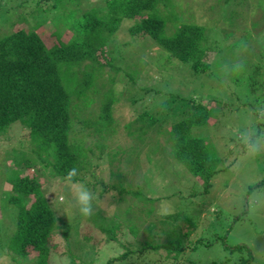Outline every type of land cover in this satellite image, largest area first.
Listing matches in <instances>:
<instances>
[{"label": "rangeland", "instance_id": "374dc122", "mask_svg": "<svg viewBox=\"0 0 264 264\" xmlns=\"http://www.w3.org/2000/svg\"><path fill=\"white\" fill-rule=\"evenodd\" d=\"M37 1L30 0L24 9L23 5L20 6L21 0H9L6 7L15 12L16 25L34 24L30 16L29 23L21 16H27L25 10L33 9ZM102 1L81 0L80 6L74 1L67 3L86 12ZM101 4L104 5L105 1ZM159 13L168 20V30L179 20L204 26L212 52L210 57H213L209 58L213 60L210 70L196 71L191 64L171 57L154 39L134 37L130 28L136 20L122 22L115 34V46L111 42L105 48V57L112 60V65L105 66L102 75L106 81L110 75H114L115 92L121 93L112 110L118 130L113 137L105 140L110 149L103 153L96 151L94 160L109 171L108 151H119L112 168L115 174L124 173L127 170L125 149L137 148L140 163H136V175L146 173V176H137L132 184L140 190H148L150 200L154 193L156 196L170 197L166 191L170 188L166 185L161 187L162 179L166 177L165 182L170 180L178 194L173 195L172 200H160L154 213V218L160 216L154 222L156 230L165 229L169 234L153 240L147 230L150 219L137 209L134 211L139 216L124 214L129 204L119 203L122 194L116 191L103 193L101 184L94 183L96 178L92 174L79 182L94 196V214L83 216L75 203L72 187L61 178L54 177L45 164H37L27 168L29 174L38 175L47 199L60 222H63L58 234L55 233L54 243L63 242L60 233L68 224L71 228L69 241H65L66 246L56 247L51 264H105L127 251L129 253L124 264H264V155L249 157L241 136L246 128L264 129V123L257 122L255 111L258 105L264 110V0H163L159 4ZM53 17L58 25L62 23V18L71 20L69 14ZM53 25L52 21L46 22L39 30L50 47L57 41ZM13 29L11 22L0 14V37ZM68 36L67 31L64 37ZM241 43L246 47L241 48ZM237 60L244 62V69L234 73L233 64ZM100 61L104 62L101 55ZM247 82L251 88L245 86ZM132 98L136 99L134 103ZM95 100V104L83 112L80 120H74L77 137L82 130L87 133L91 131L83 120L95 118L99 113L100 99L96 96ZM199 104L208 106L213 120L206 126L194 127L193 134L204 138L208 150L221 158L220 162H213L217 172L209 191L171 155L172 143L167 140L172 128L170 123L181 112L192 110ZM146 111L153 113L157 119L153 127L155 130L166 127L162 136L150 129L139 135L138 124L134 121ZM127 124L133 135L127 134ZM10 128L7 135L0 136V264H17L5 251L17 223V210L4 201L5 189L8 188L7 177L13 171V158L19 156L18 152L30 156L32 147L29 130L23 128L20 122L12 124ZM92 142V139H88L87 145ZM8 153L13 158H8ZM148 157L152 158L151 163ZM25 159L22 157L20 161ZM157 163L167 167L157 172L152 165ZM126 174L129 177V172ZM94 175L100 179V173ZM145 182H149L151 188ZM149 202L145 201L146 205ZM152 203L148 206L154 208ZM162 204L170 209L171 214H158ZM180 214L191 216L199 225L190 236V244L196 249L189 247L187 253L175 256L176 262L162 259L161 252L150 249L143 251L147 243H162L175 236L173 230L183 229L182 220L174 219ZM111 219L115 221L112 224ZM116 222L122 225L115 233L113 227ZM103 228L114 231V237L107 235Z\"/></svg>", "mask_w": 264, "mask_h": 264}, {"label": "trees", "instance_id": "16d2710c", "mask_svg": "<svg viewBox=\"0 0 264 264\" xmlns=\"http://www.w3.org/2000/svg\"><path fill=\"white\" fill-rule=\"evenodd\" d=\"M29 1L21 0L20 6L23 5L22 8L26 9ZM71 1L77 6L81 5V0H38L33 9L25 10L27 16H21L27 23L30 21L28 17L32 18L34 24L27 26L16 25L18 23L14 19L15 12L6 7L9 0H0L2 18L6 17L14 26L12 32L0 37V136L7 135L11 125L20 122L23 128L29 130L32 145L30 156L18 152L19 156L14 159L11 154H7L8 158H13L14 167L12 174L7 177L8 188L5 189L4 201L17 210V223L12 229L8 241L10 245L5 251L9 252V258L14 259L17 264H51L56 247L66 246L65 241H69L70 237L71 228L68 224L63 233H60L63 242L54 243L55 233L63 222H60L47 199L38 175L31 176L27 169L42 163L50 169L54 177L62 180L72 168L77 169V182H82L92 174L96 178L94 183L101 184L103 193L122 194L119 203L129 204L123 211L124 214L127 212L131 213L132 217L139 216L137 211H134L137 209L150 219L147 230L153 240L169 234L165 229L156 230L154 223L160 218H154L159 201L163 198L172 200L173 195L178 194L169 179L167 182L166 177L162 179L161 187H169L166 191L171 196L165 198L166 195L156 196L154 193L150 200L147 197L148 190H140L132 184L137 176L146 174L136 175V163H140V152L137 148L125 149L127 170L124 173L121 171L115 174V169L112 168L119 151H108L109 171L101 168L94 160L96 151L103 153L110 149L105 140L113 137L118 130L113 121L112 110L121 93L115 92L114 75H110L107 81L102 75L104 67L112 65V60L105 57V48L107 44L115 41V34L122 22L136 20L130 28L134 37L154 39L171 57L191 64L196 71L207 72L213 61L209 60L213 57H210L212 52L207 43L204 26L179 20L173 23L170 30L167 29L168 20L159 13V4L163 0H104V5L101 4L104 1L99 2L96 7L86 12L80 7L77 9L69 6ZM59 14H69L71 20L62 18V23L59 22L58 25L53 16ZM51 21L57 41L50 47L39 30L46 22ZM67 31L69 36L64 37ZM113 44L115 46V42ZM98 53L103 56L104 62L100 61ZM115 69L118 70L116 66ZM245 86L251 88L248 82ZM96 96L100 99L99 113L95 118L83 120L91 131L87 133L82 130L77 137L74 120H80L83 112L95 104ZM131 101L134 103L136 99L132 98ZM210 115L211 111L204 104L181 112L179 117L170 123L172 128L167 136L173 147L171 155L196 176L206 191L212 186V178L217 172L213 162H220L221 158L217 153L212 154L208 150L204 138L193 134V128L208 125L211 119L213 120ZM156 121L155 115L146 111L134 123L138 124L140 136L145 134L147 129L155 131L159 136L165 132L166 127L164 130H155L153 127ZM128 124L127 134L133 135ZM88 139L93 140L91 145H87ZM15 152L14 149L13 153ZM22 157L27 159L20 161ZM151 160L152 158L148 157L149 163ZM23 165L26 167L22 168ZM152 165L157 172L167 167L159 166L158 163ZM127 172L129 177H126ZM94 173H100V179ZM145 183L151 188L149 182ZM145 201L150 202L146 205ZM151 203L154 208L148 206ZM174 219H181L184 228L173 230L175 236L162 243H147L143 251L150 249L161 252L162 259L175 261V256L187 253L190 251L189 247L196 249L190 244V236L196 232L198 223L186 214H180ZM111 221L110 224L115 222L113 219ZM121 225V222L115 223V233ZM103 230L110 237H114V231L105 228ZM128 253L127 251L112 258L105 264H124Z\"/></svg>", "mask_w": 264, "mask_h": 264}, {"label": "clouds", "instance_id": "9594fccd", "mask_svg": "<svg viewBox=\"0 0 264 264\" xmlns=\"http://www.w3.org/2000/svg\"><path fill=\"white\" fill-rule=\"evenodd\" d=\"M246 47L241 43V48ZM244 69V62L242 60H237L233 64L234 73H239ZM257 115L256 119L258 123H264V110L258 105L255 110ZM242 143L244 145L246 154L249 157H256L264 155V129L257 127L246 128V130L241 134ZM77 175V169L72 168L68 171L64 181L66 184L72 187V195L74 197L75 203L79 208V212L85 216L90 217L94 214L93 210V193L83 184L76 181L75 177ZM160 215L171 214L170 209L162 204L161 208L158 210Z\"/></svg>", "mask_w": 264, "mask_h": 264}]
</instances>
